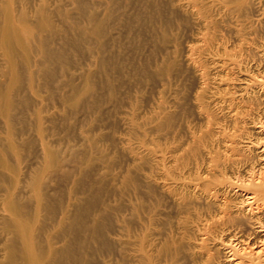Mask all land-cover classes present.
I'll use <instances>...</instances> for the list:
<instances>
[{
    "label": "rangeland",
    "instance_id": "obj_1",
    "mask_svg": "<svg viewBox=\"0 0 264 264\" xmlns=\"http://www.w3.org/2000/svg\"><path fill=\"white\" fill-rule=\"evenodd\" d=\"M263 170L264 0H0V264H264Z\"/></svg>",
    "mask_w": 264,
    "mask_h": 264
},
{
    "label": "bare ground",
    "instance_id": "obj_2",
    "mask_svg": "<svg viewBox=\"0 0 264 264\" xmlns=\"http://www.w3.org/2000/svg\"><path fill=\"white\" fill-rule=\"evenodd\" d=\"M231 128V127H230ZM235 128V127H234ZM232 129V128H231ZM229 130V129H228ZM236 130V129H235ZM228 132V131H227ZM236 132V131H235ZM226 134V133H225ZM228 135V134H227ZM227 135H225V136H227ZM233 136V135H232ZM231 136V134H230V136L228 135V139L227 140H225L224 139V141L223 142H225L226 143V141H227V145H230L229 143L230 142H228V140L230 141L231 139L229 138V137H232ZM222 138V137H221ZM219 141V140H218ZM224 145H226V144H224ZM226 145V146H227ZM231 146V145H230ZM230 146L229 147H227L226 148V150L228 149V148H230ZM225 147V146H224ZM228 151L230 152V150H227V153H228ZM231 151H232V147H231ZM226 152V151H225ZM226 153V154H227ZM232 155H234V154H232ZM236 156V155H235ZM232 157V156H231ZM213 160V159H212ZM234 159H226V161L228 162L227 164H231L232 165V163H234V161H233ZM218 162V161H217ZM208 163V162H207ZM208 166V165H207ZM206 166V167H207ZM213 166L214 167H219V166H222V164H219V163H215V164H213ZM224 166V165H223ZM210 167V166H209ZM226 167H227V165H226ZM223 168H225V167H223ZM216 169V168H215ZM216 170H218V169H216ZM264 171V170H263ZM212 172V171H211ZM261 172H262V170H261ZM225 173V172H224ZM227 173V172H226ZM255 174V173H254ZM263 173H260L259 174V177L258 178H256V180H250L249 178L247 179V180H249V182H251L250 184H252L251 185V188H250V190H248V194H247V197L246 198H248V200L250 201L251 200V202L252 203H254L255 205H256V209L257 210H260V209H262V207L264 206V174L262 175ZM261 175H262V177H261ZM206 177V176H205ZM209 179H211V180H209ZM209 179H204V181H203V179H202V181H200L201 183H199L198 184V182L199 181H197V184H196V186H195V188L197 187L198 189H201L203 192H205L207 195H216L217 193H219V188H218V186L222 183V182H220V180H219V178L217 179V177L214 175V173H212V175L210 174V176H209ZM246 180V179H245ZM253 181H255V182H253ZM223 185H224V183H222ZM226 184V183H225ZM240 184V183H239ZM221 186V185H220ZM236 186V185H235ZM258 201H261V203H258ZM226 202V201H225ZM258 203V204H257ZM225 213V212H224ZM224 215V214H223ZM221 216H222V214H221ZM220 218V217H219ZM223 218V217H222ZM221 219V218H220ZM219 220V219H218ZM215 221V222H213L215 225L217 224L218 226H220L221 224H220V222L219 221ZM232 221H234V219L232 220ZM226 223H229V221H227V222H225V223H223L224 225L226 224ZM213 224V225H214ZM207 225V224H206ZM259 225H262V223L260 222V224ZM210 227H212V225L210 226ZM223 227H232V225L231 226H227V225H225V226H223L222 225V227H220L221 229V231L222 230H224L223 229ZM205 228H207L206 226H205ZM215 228V227H214ZM204 229V228H203ZM233 230V229H232ZM206 231V232H205ZM230 231V230H229ZM211 232V230L209 229V227H208V229H206V230H204V234L205 233H210ZM206 235V234H205ZM236 235V234H235ZM235 237V236H234ZM246 245V244H245ZM246 247H247V245H246ZM244 248V247H243ZM243 250V249H242ZM241 250V251H242ZM245 250V249H244ZM248 250V249H247ZM246 251V250H245ZM259 254V253H258ZM210 257H212V255H211V253H209L208 254ZM264 256V255H263ZM207 257V256H206ZM209 259V258H208ZM250 260V259H249ZM253 262V261H252ZM240 264V263H239Z\"/></svg>",
    "mask_w": 264,
    "mask_h": 264
}]
</instances>
